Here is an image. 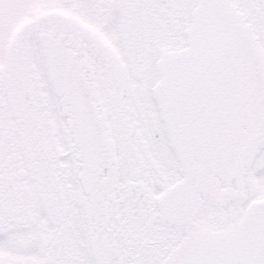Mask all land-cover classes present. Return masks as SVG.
Here are the masks:
<instances>
[{
	"label": "snow or ice",
	"instance_id": "obj_1",
	"mask_svg": "<svg viewBox=\"0 0 264 264\" xmlns=\"http://www.w3.org/2000/svg\"><path fill=\"white\" fill-rule=\"evenodd\" d=\"M0 264H264V0H0Z\"/></svg>",
	"mask_w": 264,
	"mask_h": 264
}]
</instances>
